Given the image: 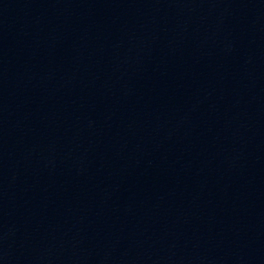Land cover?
I'll use <instances>...</instances> for the list:
<instances>
[{
	"label": "water",
	"instance_id": "95a60500",
	"mask_svg": "<svg viewBox=\"0 0 264 264\" xmlns=\"http://www.w3.org/2000/svg\"><path fill=\"white\" fill-rule=\"evenodd\" d=\"M0 264H264V0H0Z\"/></svg>",
	"mask_w": 264,
	"mask_h": 264
}]
</instances>
